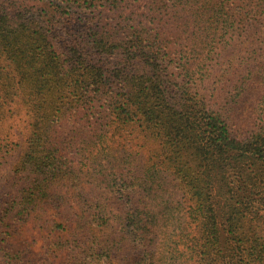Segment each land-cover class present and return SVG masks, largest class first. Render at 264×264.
Listing matches in <instances>:
<instances>
[{"label": "trees", "instance_id": "trees-1", "mask_svg": "<svg viewBox=\"0 0 264 264\" xmlns=\"http://www.w3.org/2000/svg\"><path fill=\"white\" fill-rule=\"evenodd\" d=\"M22 108L0 264H264V0H0V167Z\"/></svg>", "mask_w": 264, "mask_h": 264}, {"label": "rangeland", "instance_id": "rangeland-1", "mask_svg": "<svg viewBox=\"0 0 264 264\" xmlns=\"http://www.w3.org/2000/svg\"><path fill=\"white\" fill-rule=\"evenodd\" d=\"M2 1V0H1ZM37 7L35 6L34 9ZM27 14H31L28 12ZM212 71V67H210ZM212 84V78L207 80L203 85L202 91H207ZM16 115V114H15ZM27 110L22 108L20 112L13 117L9 122V139L18 142V146L6 155L2 160L0 167V194L11 185L13 177V169L17 164L24 148L26 140V123H27ZM1 196V195H0ZM42 227L37 225V219L31 218L24 223L22 237L12 240L13 246L16 249L23 250L24 262H32L33 264H60V260L48 255L46 250V237L48 232L46 230L40 231Z\"/></svg>", "mask_w": 264, "mask_h": 264}]
</instances>
